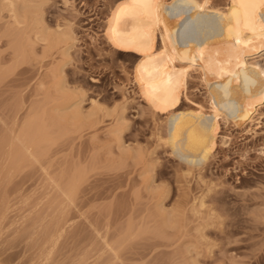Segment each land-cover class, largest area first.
<instances>
[{
    "label": "rangeland",
    "instance_id": "rangeland-1",
    "mask_svg": "<svg viewBox=\"0 0 264 264\" xmlns=\"http://www.w3.org/2000/svg\"><path fill=\"white\" fill-rule=\"evenodd\" d=\"M119 1L0 0V263L264 264V102L187 168L107 36Z\"/></svg>",
    "mask_w": 264,
    "mask_h": 264
},
{
    "label": "bare ground",
    "instance_id": "bare-ground-1",
    "mask_svg": "<svg viewBox=\"0 0 264 264\" xmlns=\"http://www.w3.org/2000/svg\"><path fill=\"white\" fill-rule=\"evenodd\" d=\"M230 3L221 9L212 0H120L108 20L109 40L141 55L136 81L167 114L166 143L187 168L207 162L220 119L251 124L264 102V66L248 59L264 51V0ZM193 69L208 87L209 113L181 108Z\"/></svg>",
    "mask_w": 264,
    "mask_h": 264
}]
</instances>
